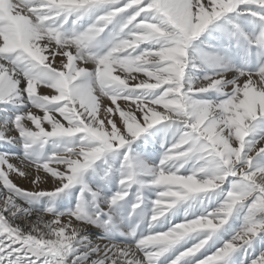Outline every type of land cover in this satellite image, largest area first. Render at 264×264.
Wrapping results in <instances>:
<instances>
[{"label":"snow or ice","instance_id":"1","mask_svg":"<svg viewBox=\"0 0 264 264\" xmlns=\"http://www.w3.org/2000/svg\"><path fill=\"white\" fill-rule=\"evenodd\" d=\"M0 264H264V0H0Z\"/></svg>","mask_w":264,"mask_h":264},{"label":"bare ground","instance_id":"2","mask_svg":"<svg viewBox=\"0 0 264 264\" xmlns=\"http://www.w3.org/2000/svg\"><path fill=\"white\" fill-rule=\"evenodd\" d=\"M18 183H19V181H18Z\"/></svg>","mask_w":264,"mask_h":264}]
</instances>
